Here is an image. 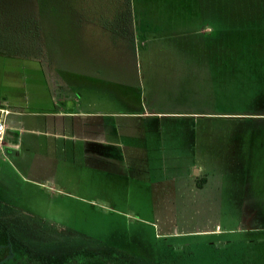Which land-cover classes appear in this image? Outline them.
Instances as JSON below:
<instances>
[{"label":"rangeland","instance_id":"obj_1","mask_svg":"<svg viewBox=\"0 0 264 264\" xmlns=\"http://www.w3.org/2000/svg\"><path fill=\"white\" fill-rule=\"evenodd\" d=\"M62 83L124 126L117 166H45L27 131L4 139L0 260L264 264V0H0V89L27 98L22 128Z\"/></svg>","mask_w":264,"mask_h":264},{"label":"crops","instance_id":"obj_2","mask_svg":"<svg viewBox=\"0 0 264 264\" xmlns=\"http://www.w3.org/2000/svg\"><path fill=\"white\" fill-rule=\"evenodd\" d=\"M143 34H148V32H143ZM188 58L187 67L181 69L183 74L192 73V52L189 53ZM77 89L79 88H70L65 83H62V85H48L46 93L48 92V97H50V109L39 114L42 118H34L28 128L21 127V119L25 115L22 109L26 105L25 101L27 99L24 98V93L19 97L15 96V99L11 102L8 90L0 89V106L7 111L5 115L2 114L7 126L4 139H11L13 133L27 131L34 146L27 149L28 153L45 166H117L115 163L117 161L116 155L111 146L114 149L117 147L118 144L114 143V138L122 135L121 129L124 126L120 127L116 120L115 122L111 120L115 115L113 111H103L102 113V111L85 109L86 104L84 105V101L75 94ZM37 98L41 97L38 96ZM146 113L163 114L144 110L139 114L144 116ZM131 114L132 116H140L135 115L138 113ZM215 114L230 118L237 116L234 111H231V113L229 111H224V113L216 111ZM249 115L244 112L240 116ZM256 115L259 116L256 117ZM253 116L255 120H264V111L257 112ZM189 117L192 119V113ZM85 145H91L92 149L85 150ZM15 146L17 145L3 140L0 152L4 147L14 148ZM42 146H44V149H42ZM105 147L109 149L107 150ZM88 159L89 162H86ZM35 166L37 165L35 164ZM130 166H135V164L132 163ZM202 181L196 182L201 190L203 189L202 185L205 184ZM245 185L240 195L243 202L244 199L250 200L249 197L252 196L251 191ZM257 193V190L253 191L255 202H258Z\"/></svg>","mask_w":264,"mask_h":264},{"label":"trees","instance_id":"obj_3","mask_svg":"<svg viewBox=\"0 0 264 264\" xmlns=\"http://www.w3.org/2000/svg\"><path fill=\"white\" fill-rule=\"evenodd\" d=\"M131 11H132V9H130V7H129V10L127 11V13L129 15L130 19L132 20ZM12 256L13 255H8V256L4 257L2 260H0V264H12V262H11V259L13 258ZM97 260L98 261H101V263L102 262L105 263L106 260H108L109 262L116 261L119 264L122 263V262L120 263V260L121 259L119 257H113L112 258V257H109L108 255H101V258L100 259H97Z\"/></svg>","mask_w":264,"mask_h":264},{"label":"built area","instance_id":"obj_4","mask_svg":"<svg viewBox=\"0 0 264 264\" xmlns=\"http://www.w3.org/2000/svg\"><path fill=\"white\" fill-rule=\"evenodd\" d=\"M6 112L7 111L0 106V148L2 147L4 136H5L6 129H7L5 120L2 117V114L5 115Z\"/></svg>","mask_w":264,"mask_h":264}]
</instances>
